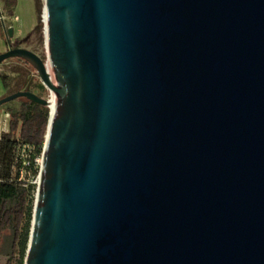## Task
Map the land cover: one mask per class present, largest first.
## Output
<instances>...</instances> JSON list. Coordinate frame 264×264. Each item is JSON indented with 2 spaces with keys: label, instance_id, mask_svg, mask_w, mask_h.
Instances as JSON below:
<instances>
[{
  "label": "water",
  "instance_id": "water-1",
  "mask_svg": "<svg viewBox=\"0 0 264 264\" xmlns=\"http://www.w3.org/2000/svg\"><path fill=\"white\" fill-rule=\"evenodd\" d=\"M44 23L45 61L0 54L51 93L0 99L50 109L25 264H264V0H45Z\"/></svg>",
  "mask_w": 264,
  "mask_h": 264
},
{
  "label": "trees",
  "instance_id": "trees-1",
  "mask_svg": "<svg viewBox=\"0 0 264 264\" xmlns=\"http://www.w3.org/2000/svg\"><path fill=\"white\" fill-rule=\"evenodd\" d=\"M16 4L17 0H4L5 13L12 18L15 16ZM42 33L43 25L39 18L38 25L31 37L38 35L40 43L27 44L28 41L21 42L25 44L24 48L35 52L45 61L44 53L36 48L37 44L42 48ZM9 42L14 46L11 40ZM20 61L24 62L23 60ZM21 90L33 92L30 85ZM6 105L7 107L2 110L9 114L10 122L9 131L2 133L0 138V248L4 242V232L11 228V255L7 264H14L17 259L20 264H25L36 195L35 187H24L14 178L15 150L18 142L15 133L21 125L20 140L36 146L38 155H41L46 142L50 109L26 99H17L12 101L10 105Z\"/></svg>",
  "mask_w": 264,
  "mask_h": 264
},
{
  "label": "rangeland",
  "instance_id": "rangeland-1",
  "mask_svg": "<svg viewBox=\"0 0 264 264\" xmlns=\"http://www.w3.org/2000/svg\"><path fill=\"white\" fill-rule=\"evenodd\" d=\"M44 7L45 0H17V4L15 7V16L12 18L10 15H7V21L5 23L15 29L14 39L12 43L14 46L19 48H24L25 44L21 41H28L27 44L31 43H40L38 35H34L31 37L35 27L38 25L39 18L43 25V33H42V48L37 44V49L41 50L47 59V50L45 45V23H44ZM10 12V10H9ZM12 18V19H11ZM31 37V38H30ZM7 44V41H6ZM5 44V45H6ZM21 59H12L11 61H7L2 64V71L0 73V93H4L6 91V86L4 80L7 82L8 86H11V89L14 90V93L17 90H21L22 86L27 84L26 76H28L30 80L31 90L36 92L42 98L50 99L51 93L49 90L42 84L40 78L38 77L37 72L28 64H23ZM4 80H3V76ZM43 85V86H42ZM44 87V88H43ZM13 94V93H12ZM8 96V95H7ZM6 97V96H5ZM2 97L1 99L5 98ZM8 105L11 104L7 103ZM7 107L5 104L0 108V110ZM7 119V125L9 130V122L10 118L5 116ZM4 123V121H3ZM16 139H21V125L18 131L15 133ZM11 244H12V229L9 228L4 232V242L0 248V264H7L9 257L11 255ZM19 256V254H18ZM19 258V257H18ZM14 264H20L17 259Z\"/></svg>",
  "mask_w": 264,
  "mask_h": 264
},
{
  "label": "built area",
  "instance_id": "built-area-1",
  "mask_svg": "<svg viewBox=\"0 0 264 264\" xmlns=\"http://www.w3.org/2000/svg\"><path fill=\"white\" fill-rule=\"evenodd\" d=\"M0 14L2 16L1 10ZM2 19H4L3 16ZM2 66L3 65L0 66V72H3L1 69ZM7 116L9 117V114H7ZM0 125V129L6 132L9 131L6 121H4V123L0 121ZM17 141L15 150L14 178H16V180L24 187H35V195L37 196L41 180L44 150L41 155H38V149L36 146L26 144L20 139H17Z\"/></svg>",
  "mask_w": 264,
  "mask_h": 264
},
{
  "label": "crops",
  "instance_id": "crops-1",
  "mask_svg": "<svg viewBox=\"0 0 264 264\" xmlns=\"http://www.w3.org/2000/svg\"><path fill=\"white\" fill-rule=\"evenodd\" d=\"M0 10L2 12V16L4 17V19H2V16L0 14V54H2V53H4V52L9 50L10 42H9V38H8L7 29L9 27H11V25L8 26L5 23V21H7L8 18H7V14L5 13L4 0H0ZM6 41H7V44H6ZM23 64H25V63H23ZM25 78H26L27 84L23 85L21 89L26 88V87H28L30 85V80L31 79L28 76H26ZM3 80H4V76H3ZM4 83H5V86H6V91L4 93H2V94L0 93V99L2 97H5L7 95H11L12 93H14V90L11 89V86L7 85V82L5 80H4ZM5 116H7V113L4 110H0V121H2V122L3 121H7ZM3 132H6V131H3L2 129H0V138H1V135H2Z\"/></svg>",
  "mask_w": 264,
  "mask_h": 264
},
{
  "label": "bare ground",
  "instance_id": "bare-ground-1",
  "mask_svg": "<svg viewBox=\"0 0 264 264\" xmlns=\"http://www.w3.org/2000/svg\"><path fill=\"white\" fill-rule=\"evenodd\" d=\"M52 106H53V108H54V101L52 102Z\"/></svg>",
  "mask_w": 264,
  "mask_h": 264
}]
</instances>
